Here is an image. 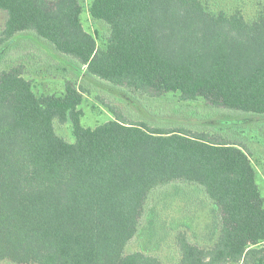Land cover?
<instances>
[{
	"label": "trees",
	"instance_id": "trees-1",
	"mask_svg": "<svg viewBox=\"0 0 264 264\" xmlns=\"http://www.w3.org/2000/svg\"><path fill=\"white\" fill-rule=\"evenodd\" d=\"M81 0H0L7 13L0 55L24 33L50 43L105 90L178 94L213 107L264 115V13L214 12L202 0H92L107 45L83 26ZM82 86L35 93L22 65L0 72V259L14 264H165L128 252L151 193L174 182L201 187L219 213L209 248L180 234L179 264H264V196L246 148L184 126L129 121L114 107L81 123ZM73 123L74 140L55 121Z\"/></svg>",
	"mask_w": 264,
	"mask_h": 264
},
{
	"label": "rangeland",
	"instance_id": "rangeland-1",
	"mask_svg": "<svg viewBox=\"0 0 264 264\" xmlns=\"http://www.w3.org/2000/svg\"><path fill=\"white\" fill-rule=\"evenodd\" d=\"M202 1L214 12L230 14L235 10L241 11L249 21L264 13V0ZM81 2L85 7L83 26L97 38L98 46L104 48L110 28L105 22L92 17L89 12L92 0ZM6 19L7 13L0 9V31ZM17 64L25 68V76L32 81L34 91L39 96L51 93L62 95L67 81L84 87L86 91L80 108L81 123L86 127H96L115 119L110 108L114 107L129 121H146L150 126L162 128L184 126L193 131H206L217 139L241 143L257 169L258 183L264 196V115L216 108L203 99L185 102L174 93L161 97L133 95L143 108L139 111L126 99L75 72L69 60L33 33L18 35L0 55V72ZM55 129L60 136L74 140L71 120L65 123L56 120ZM218 230V210L204 190L195 184L178 181L151 193L141 231L128 246V252L145 251L158 256L165 264H179L181 253L177 239L180 234L202 248H209L216 242ZM0 264L14 263L11 259H0Z\"/></svg>",
	"mask_w": 264,
	"mask_h": 264
},
{
	"label": "built area",
	"instance_id": "built-area-1",
	"mask_svg": "<svg viewBox=\"0 0 264 264\" xmlns=\"http://www.w3.org/2000/svg\"><path fill=\"white\" fill-rule=\"evenodd\" d=\"M264 241L260 242L258 246H261L262 248H264Z\"/></svg>",
	"mask_w": 264,
	"mask_h": 264
}]
</instances>
